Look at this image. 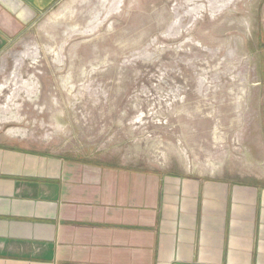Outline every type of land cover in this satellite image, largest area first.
Returning a JSON list of instances; mask_svg holds the SVG:
<instances>
[{
    "label": "rangeland",
    "instance_id": "1",
    "mask_svg": "<svg viewBox=\"0 0 264 264\" xmlns=\"http://www.w3.org/2000/svg\"><path fill=\"white\" fill-rule=\"evenodd\" d=\"M0 71L1 145L264 185V0H0Z\"/></svg>",
    "mask_w": 264,
    "mask_h": 264
},
{
    "label": "crops",
    "instance_id": "2",
    "mask_svg": "<svg viewBox=\"0 0 264 264\" xmlns=\"http://www.w3.org/2000/svg\"><path fill=\"white\" fill-rule=\"evenodd\" d=\"M0 264H264V185L0 144Z\"/></svg>",
    "mask_w": 264,
    "mask_h": 264
},
{
    "label": "bare ground",
    "instance_id": "3",
    "mask_svg": "<svg viewBox=\"0 0 264 264\" xmlns=\"http://www.w3.org/2000/svg\"><path fill=\"white\" fill-rule=\"evenodd\" d=\"M196 8V7H195ZM194 10V9H193ZM239 58V57H238ZM1 72V71H0ZM11 82L14 83L15 85H18V83H22L18 81V73L17 75L14 74L11 78ZM22 87V86H21ZM24 88V87H23ZM15 89V88H14ZM17 90V89H16ZM209 98V97H208ZM12 99V98H11ZM230 100V99H229ZM244 101V100H243ZM205 106V105H204Z\"/></svg>",
    "mask_w": 264,
    "mask_h": 264
}]
</instances>
